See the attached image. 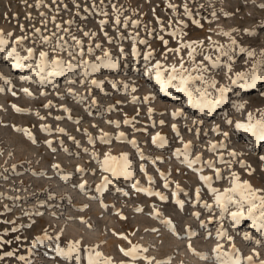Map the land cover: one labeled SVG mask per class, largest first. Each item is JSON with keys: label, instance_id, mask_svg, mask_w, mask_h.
<instances>
[{"label": "rangeland", "instance_id": "rangeland-1", "mask_svg": "<svg viewBox=\"0 0 264 264\" xmlns=\"http://www.w3.org/2000/svg\"><path fill=\"white\" fill-rule=\"evenodd\" d=\"M76 2L81 5L79 10L73 0H41L39 7L37 0H0V32L12 33L11 40L27 37L23 45L18 46L21 55H27L26 48H33L35 59L45 51L49 60L59 57L73 63L81 59L97 62L96 58L102 57L107 50L119 65L101 67L84 83H81L84 77L79 69L75 74L65 73L41 82L30 69L13 68L0 54V75L11 81L12 89L8 91L5 86L0 92V256L8 251L15 253L12 257L4 256L0 264H24L16 258L20 255L29 258L32 264H67L55 253V241H49L50 246L40 245L29 251L33 240L45 231L50 237L59 235L61 247L69 241H79L82 254L86 248H95L104 257L111 258L112 264H132L121 249L128 250L133 245L147 249L142 255L151 258V264L158 261L212 264L196 253L211 256L217 244L223 245L225 251L234 245L242 257L251 256L253 264H262L264 236L251 227L249 220L233 227L227 217L221 224L219 209H204L202 203L213 202L211 193L199 174L181 162L183 157L178 159L173 153L190 144L193 159L199 156L202 161H213L223 176L221 180L213 179V187L221 191L231 187L233 172L241 181L247 180L253 187L264 189V159H261L264 141L235 129L237 121L246 122L248 113L259 118L264 112V80L257 81L253 88L232 86L227 100L209 114L206 109L201 111L190 106L185 93L171 87L162 92L154 80L144 76L143 53L151 50L150 63L160 61L165 66H179L183 58L184 67L191 70L193 61L188 59L189 49L180 48V45L202 42L194 45L195 63L208 69L203 75L207 81H215L217 89L229 86L237 73L250 71L262 58L264 0H105L106 18L96 12L84 11L86 6H91L92 0ZM95 2L99 4L100 0ZM112 5L122 10L120 25L114 23ZM169 5H175V10ZM185 5L191 16L184 14ZM126 17L129 23L124 27ZM101 19L108 21L103 28L99 23ZM69 20L74 23L69 25ZM133 20L139 21L135 27L131 23ZM57 24L61 26L59 30ZM36 28L41 30L40 34H35ZM65 28L68 32L63 31ZM175 30L183 35H170ZM85 32L95 33V36H85ZM53 33L52 46L39 39L41 34L52 37ZM69 33L82 41V57L52 50L60 36L75 49ZM129 33L148 41L147 44L137 43L141 54L138 57L132 55ZM223 33H230L239 47L254 51L256 55L249 58L246 52L236 48L232 61L221 57L220 66L213 68L204 57L211 56L215 60L220 55L216 46L231 43ZM97 44L101 47L96 48ZM90 46L94 49L91 55L88 54ZM121 48L124 49L123 56ZM177 48H180L179 53L168 51ZM228 63L231 71L225 67ZM69 76L74 82H68ZM21 77L31 79L22 80ZM93 79L102 81V87L93 86L90 83ZM112 81L116 82L115 87ZM196 83L202 86L199 81ZM22 89H28L32 95L25 94ZM209 91L216 94L215 89ZM133 97L137 102H133ZM145 97L149 99L145 101ZM233 103L243 104L244 108L237 111ZM16 108L24 111L17 112ZM149 109L153 110L151 114ZM177 109L183 115L173 117ZM125 119L132 123L125 124ZM111 122H118L119 127ZM43 126H48L51 132L43 131ZM217 127L219 132L213 130ZM58 128L64 132H58ZM22 130L30 132L32 139ZM121 132L126 139H115ZM225 132L227 137L223 135ZM102 133L109 134L107 143L99 139ZM157 133L166 139L163 147L152 142ZM89 136L94 143L89 142ZM129 140L136 141L144 158L127 142ZM221 142L224 148L214 152L209 150L210 145ZM231 152L238 155L232 157ZM93 153L99 160H103L105 153L114 156L127 153L132 175L113 177L104 172ZM221 155L224 161H231L230 167L219 162ZM53 165H59V168ZM193 167L199 168L201 164ZM78 168L83 171H77ZM161 173L167 178V188ZM201 174L215 177L214 168L204 167ZM106 176L111 182L102 192H97V186ZM81 184L85 185L83 190L79 187ZM177 184L183 191L174 197ZM137 188L159 192L167 199L161 200L159 196L137 191ZM197 188L201 189L200 203H195ZM177 198L184 201L183 208L175 203ZM156 212L160 215H155ZM197 212L199 218L193 215ZM162 219L172 221L175 233L162 223ZM201 221L206 228L201 227ZM220 227L232 237L231 241L227 237L217 239ZM189 230L195 233L190 239ZM245 232L251 235V240L244 239ZM82 264H87L86 260ZM135 264L148 262L141 258Z\"/></svg>", "mask_w": 264, "mask_h": 264}, {"label": "snow or ice", "instance_id": "snow-or-ice-1", "mask_svg": "<svg viewBox=\"0 0 264 264\" xmlns=\"http://www.w3.org/2000/svg\"><path fill=\"white\" fill-rule=\"evenodd\" d=\"M55 2V0H53ZM41 3V0H37V6L39 7ZM73 3L76 5V8L79 10L81 5L76 2V0H73ZM105 0H100L99 4H96L95 0H92L91 6H86L84 8L85 12H96L99 15L103 17H107L108 13L105 11L104 8ZM65 7H67L65 5ZM169 7L173 8L175 10V5H169ZM264 7V5H262ZM113 13L115 15L114 23L115 25H120L121 19V9H117L115 5H112ZM184 14L191 16L190 11L187 8V5L184 6ZM43 15V14H42ZM77 15H79V11H77ZM55 19V18H53ZM107 19H101L99 21L101 28L107 23ZM159 22V21H158ZM194 23H199L198 21H193ZM69 25L74 23L73 21L69 20L67 21ZM129 23L128 18L126 17L123 21L124 27H127ZM132 25L135 27L139 24V21H131ZM162 23V22H161ZM171 23V22H169ZM181 23H183L181 21ZM57 29H60V25H56ZM35 34H40L41 30L39 28H36ZM63 31L68 32V29L65 28ZM248 31V30H246ZM85 36H95V33H89L85 32ZM149 35H151V32H149ZM173 37H176L178 35H183L182 32L179 30H175L170 33ZM223 35L228 36L231 39L230 33H223ZM12 33L4 34L3 32H0V54L3 55L4 60L10 61L11 66L16 69H30L32 73L37 76L40 81L42 82L44 79L48 77L58 76V75H64L65 73H71L75 74V71L77 69L80 70V75L84 77V80L81 81V83H84L87 78L91 75H93L95 72H97L101 67H118V61L114 60L111 57V54L105 50L102 57H97V62H90L88 60L81 59L79 62L73 63L72 61H64L60 59L59 57L53 58L51 60L48 59V53L45 51H41L39 53V58L35 59V51L33 48H26L24 51L27 53V55H21L18 51V46L23 45L24 40L27 39L26 36L16 37L15 40H11ZM69 36L71 37V40L75 43V49H73L65 40L63 36H60L56 39L55 45L52 47L53 51H60V52H67L69 56L75 57L83 56L84 51L82 47V41L77 39L76 36L71 35L69 33ZM105 36H107V33H105ZM55 37V33H53V36H46V35H39V39L50 46H52V39ZM121 39H124L123 36L120 37ZM132 40V55L133 57L140 56V52L138 51L136 45L137 43L140 44H147V40L138 39L137 35H133L129 33V37ZM161 40H163V37H160ZM109 42L111 41V38L109 37ZM202 42H189V43H181L180 48H187L188 51V59L190 61H193L192 69L189 70L184 67V61L183 58H181L179 66L173 64L169 66H165L160 61H156L154 64L150 63L151 59L153 57V52L151 50L143 53V61H144V72L143 75L146 77H149L150 79L154 80L156 84L159 85L160 90L162 92L166 91L168 88H175L177 91L185 93V95L188 97V103L192 107H197L201 111H204L205 109L209 114H211L219 105L223 104L227 100V94L232 91V86L239 85L241 89L246 88H253L256 85L257 81L264 80V52L261 53V59L258 60L256 63L252 65V68L250 71L247 72H240L236 74V77L232 80L231 85L229 86H221L220 88H216L215 81H207L205 79V76L203 73L207 72L208 69L203 64H197L195 63V55H196V48L194 45L200 44ZM9 44H11V47H9ZM164 44L167 45V41H164ZM101 46L99 44L96 45V48H100ZM180 48L177 49H168V51H175L176 53H179ZM239 48L240 52H246L247 56L249 58L254 57L256 53L254 51L247 50L243 47H239L237 45V42L235 39H231V43L229 45H218L216 46L217 52H219V56L215 60L212 59L211 56H205L204 59L209 62V64L213 67H219L221 64V57H227L228 61L233 60V54L235 52V49ZM94 49L90 46L88 48V54H93ZM121 56L125 55L124 49H120ZM166 56V54H165ZM35 59V63H32V61ZM225 67L231 71V64H225ZM193 73H196V75H193ZM22 80H29L31 77H21ZM0 81L3 83L0 84V92H3L5 90V86H7V90L11 91V81L2 75H0ZM197 81L200 82V85H197ZM68 82H74L69 76ZM93 86L97 88H101L103 82L99 80H91L90 82ZM113 87L116 86V82L112 81ZM128 86L125 84V88ZM215 89L216 94L213 95L212 92L209 91V89ZM22 91L25 92V94L31 96L32 93L29 92L28 89H22ZM71 91V90H69ZM132 91H135V88L132 89ZM16 93L13 92V95ZM154 98V97H152ZM82 99V98H81ZM133 102H137V98L133 97ZM149 97H145V101H147ZM95 103V101H93ZM48 105H46L47 107ZM15 108V106H13ZM233 107L240 111L244 108L243 104H236L233 103ZM17 112L24 111L20 108L15 109ZM67 111V109H65ZM152 109H149V114L152 113ZM173 117L176 116H182L183 112L179 109H177L175 112H173ZM61 117H57V119H60ZM228 124H232L231 120L226 121ZM116 124L117 127H119L118 122H111ZM125 124H131L132 121L129 119H125ZM163 124V121L160 122ZM236 131H243L245 133H249L255 140L258 141H264V112H261L259 115V118L253 115V113H248L246 122H240L237 121L235 124ZM42 130L45 132H51V129L48 126H43ZM173 130L175 131V125H173ZM216 132H219V128L213 129ZM26 132V135H28L29 139H32V135L30 132H27L26 130H22ZM58 132L63 133L64 129L58 128ZM179 133H177L178 135ZM225 137L228 136V133H223ZM99 139L102 142L107 143L109 140V134L108 133H102V135L99 137ZM115 139L117 140H125V134L123 132L119 133ZM89 142L94 143V140L91 136H89ZM128 143L132 144L133 147L137 148V153L141 156V158H144L143 153L140 151V149L137 147V143L135 140H129ZM153 144H156L158 147H163L166 144V139L163 137L160 133H157L152 138ZM49 146H51V142L49 141ZM63 142L61 141V144ZM225 145L223 142L220 144H212L210 145L209 150L210 151H216L218 148L222 149ZM55 151V149H53ZM67 151V149H65ZM87 151V149H85ZM94 158L97 159L98 163L100 164L101 169L104 172L110 173L113 177L117 176H131V161L129 160L127 153H121L119 156L111 155L110 153H105L103 160H99V158L96 156V153L92 154ZM173 155H175L178 159L183 157L182 163H184L187 167L192 168L193 171L197 172L199 174V178L202 181V183L207 187L208 191L211 193L213 197L212 204H209L207 202L202 203V207L208 211H212L213 207L219 209V220L221 221V224L225 217H227L233 227L240 224L244 220L251 221V227L258 230L261 236H264V189L255 188L252 186L249 181L244 180L241 181L240 177L233 172L231 174V187L225 188L223 191L213 187V179L221 180L223 179L222 173L219 168H215L213 161H202L199 156L195 157L194 159L191 157V145L185 144L183 149H177ZM230 156L235 157L238 155L235 152L229 153ZM220 163H226L229 167L231 166V161H224L223 156L221 155L219 158ZM261 159H264V157H261ZM196 164H201V167L194 168L193 166ZM241 166L243 165V162H241ZM55 168H59V165H53ZM204 167L208 168H214L215 171V177L208 176V175H202L204 171ZM141 170H143V166H141ZM77 171H83L82 169H77ZM161 177L165 180V187H168V181L167 178L163 173H161ZM65 179L67 177L65 176ZM149 182H152V177H148ZM111 181L108 179V177H104L101 184L97 186V192H102L107 185ZM79 187L83 190L85 185L81 184ZM133 187H136V185H133ZM137 191H143L146 192L149 195H156L159 196L161 200H166L167 197L162 195L159 192H153L150 189L147 188H137ZM183 191L180 188V185H176V190L173 192V196L176 197L178 192ZM200 188L196 189V200L195 203H200ZM125 195L127 193H124ZM187 196V193H184ZM175 203L178 204L181 208L184 206V201L180 199H176ZM137 211H140V209H137ZM39 215V213H37ZM155 215L159 216L160 214L158 212L155 213ZM194 216L199 218V213H193ZM162 223H164L171 231L175 233V226L172 224L171 220L168 219H162ZM201 227L206 228V224L204 221H201ZM15 231V229H13ZM192 235H195V233L191 232L189 230L188 232V238L190 239ZM211 235V233H209ZM227 237L229 241L232 240L231 236H228L227 232L223 229V227H220L217 229V239H221ZM17 240L20 238L17 237ZM244 239L245 240H251L252 237L248 232L244 233ZM49 241H55L56 246L54 248L55 253L62 257L64 261L67 262V264H73V261L75 264H82V261L87 262V264H112L111 258L104 257L102 253L97 251L95 248H86L84 249V253H81L80 248V242L79 241H69L68 244L64 247H61L58 243L59 241V235L56 237H50L48 233L45 231V233L42 236H37L33 242H32V248L29 249V251H33L37 246L40 245H48ZM2 243V242H0ZM10 243V241H8ZM257 244L260 243L259 240L256 241ZM189 248L191 249V245H189ZM123 254L130 258L132 264H135V261L138 259H144L148 262V264H151V258L143 256L142 254L147 251V249L142 248L140 245H133L130 249L125 250L121 249ZM194 251V250H193ZM15 253L12 251L5 252L3 256H0V259H3L4 256L12 257ZM196 255L200 256L202 259L209 260L212 262V264H253L252 257H242L239 253V250L235 248L233 245L228 251H225L223 248V245L217 244L216 247L212 250V255L209 256L206 253H196ZM20 261H24V264H32V261L25 257L24 255H20L16 257ZM157 264H169L168 261L160 262L158 261ZM264 264V262H262Z\"/></svg>", "mask_w": 264, "mask_h": 264}]
</instances>
